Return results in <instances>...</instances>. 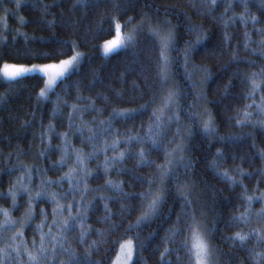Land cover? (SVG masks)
<instances>
[{
	"label": "snow or ice",
	"instance_id": "6c2138e0",
	"mask_svg": "<svg viewBox=\"0 0 264 264\" xmlns=\"http://www.w3.org/2000/svg\"><path fill=\"white\" fill-rule=\"evenodd\" d=\"M13 2L17 12L21 7L28 6L25 0H13ZM108 3H111L113 9L117 10L116 14L105 13L100 17L95 28L90 26L86 30L83 28L85 17H81L79 20L61 18L59 23L54 16L52 19H47L48 16L52 15L49 9L60 7L58 3L44 4L40 2L33 4L32 6L38 7L41 13L36 22L42 26L41 30L47 31L49 35L30 37L27 33L17 29V35L12 37L13 43L11 45L7 43L8 37L5 34L7 32V15L11 10L5 9V15L0 17V23L3 24V30L0 31V81L8 85L9 91H16L15 86L22 84L26 77L42 81V86L34 97L35 105L39 107L46 102L52 103L53 107L49 113L52 119L61 114L62 108L70 109L67 115L68 129L73 131L74 135L78 134L82 142H88L92 147V150L87 153L74 148L68 132H63L56 134L61 143L53 148L50 138L46 139L49 133H55V126L49 123L40 133V151L37 152V156L41 160H46L49 158V153L59 151L61 152L60 159L51 162L47 168L36 163L28 165L24 164L23 161H18L7 169L9 176L15 172H19L20 175L12 181L6 194H0L11 200L10 208H0V217H2L0 219V264H104L103 258H92L95 253L101 251L104 245H109V247L104 248L106 253L115 252V255L111 257L110 264H142L139 254L155 240L159 233L153 229L144 239H140L139 231H136L135 236H128L127 234L134 230L149 227L158 219L161 220V223L171 221L169 227L164 230L163 237H161L162 250L157 248L160 258L159 264H222L223 253L211 242V235L219 229V222L213 221L209 227L206 222L207 212L204 207L201 206L200 211L197 212L199 192L196 181H177L175 187L179 194L180 211L176 212L173 207H169L166 213L163 211L167 199L168 181L177 178V169L183 168L187 172L193 167L192 160L185 156L188 141L193 134L192 127L191 125L183 128L181 126L183 112L181 101L185 100L186 96L172 80L174 74L171 69L177 60H182L185 76L192 82L194 90L197 87L196 82L193 81L196 71L203 73L199 83L207 84L212 78L211 71L205 66L198 68L192 63V57L200 50L207 36L197 31V27L190 26L187 32L190 34L196 32V38L185 41L183 47L180 48L177 46L176 30L168 20L153 24L152 18L145 15L135 25L132 24L134 17H129L122 23L119 17L123 15L126 9L121 7L119 0H75L72 4V10L92 11ZM239 3L244 9L242 13L238 16L227 17V12L233 7V0H228L225 12L220 19L225 29L237 19L247 29L250 21L255 32L261 38L256 41L258 47L252 48V36L246 30L243 35V46L245 50L254 54L258 52L261 59H264V27L255 28V25L259 24L260 21L256 15L248 12V0H239ZM0 4H3V0H0ZM200 4L208 12H214L218 6V0H200ZM261 6L264 7V0H261ZM191 7H197L195 0H193ZM13 14L15 15V13ZM18 22L24 25L26 23L25 17L19 16ZM105 24H107V28L104 27ZM129 25L132 26L129 27ZM57 27L68 29L73 33L83 30L85 36L82 39L71 41L61 39L56 34ZM113 31L114 35H112ZM142 32L150 37L153 42L148 51L156 53L155 61L149 58V64L155 69L153 82L149 84V78L144 77L145 87L152 92L150 101L140 105L139 108H113L109 118L100 120L98 127H91L88 122L84 121V114L88 112L102 114L104 109L96 106L95 99L84 97L81 94L79 82L72 85L76 89L75 100L77 102L70 103L66 95H61L56 91L57 88L64 85L63 91L67 93L69 85L66 82L73 74L79 73L85 53L79 51L78 48L82 42L87 41L88 36L94 40L102 36H112L111 39H104L103 43L96 46L105 57L120 52L125 53L126 56H131L125 72L121 73L120 77L121 82L126 83L124 77L127 74L137 71L143 74L148 71L147 66L138 59L139 45L141 44L139 37ZM17 36L23 38V48L16 46ZM223 39L225 44L230 47L231 36L227 31L224 32ZM33 45H39V47ZM173 52L178 53V55L173 57ZM242 62L249 65L255 64V61L247 58L242 61L238 53L234 51L225 70L231 64ZM29 74L35 75L29 76ZM238 75H240L239 72L233 73V76ZM244 82L248 85V91L244 98L250 103L238 110L236 126L264 129V65L260 66L259 71L244 74ZM103 85L104 81L94 75L88 87L94 89ZM231 86L230 79L225 85V95ZM132 88L133 91H140V86L135 81H133ZM258 93L260 94L259 102L255 99ZM53 95L56 97L55 101L52 100ZM117 95L122 94L117 93ZM9 98L7 94H0V105L7 104ZM96 99L109 102V98L102 93H97ZM201 99H204L205 103H210L207 101L203 90L195 93V101L198 102ZM81 101H86V105L81 106L79 103ZM149 104L152 105V110L147 128L145 129L144 125H141L143 135L140 132L133 133L131 129L122 135L118 129L113 127L115 120L126 122L127 120H134L137 115H142L148 111ZM196 106L194 102L189 105V108ZM250 109H255V112ZM187 115L190 120L199 121L198 127L203 135L211 136L221 144L230 145L242 142L244 135H251L248 133L242 134L240 137L217 136L215 118L206 107L201 112L189 111ZM254 115L260 118L253 120ZM35 116L36 113L33 111V119ZM42 116L43 113H41V120ZM77 120L81 123L76 124L75 121ZM173 124L176 127L172 136H169V130ZM22 127H30V121L23 122ZM85 130L88 132L86 137L84 135ZM121 144L125 145V148L117 153ZM135 145H140L138 151H133ZM252 147H256L255 143ZM109 151L114 154L109 156ZM153 151L162 153L163 163H156L155 160L149 159V155ZM22 154V152H18L17 156ZM101 154L104 155V162L100 167L103 168L105 175L111 170H116L118 174L127 173L133 183L141 185L146 183L147 188L139 192H126L123 181L113 182L111 179L105 181L104 187L113 192L114 196L104 195L99 188H90L89 180L94 175V171L87 167V163ZM257 156L264 162V149H260ZM73 157V163L67 172L55 180L47 177L48 171L65 167L68 160ZM129 158L136 160L137 169L155 167L156 172L145 179L142 175H137L132 169L123 167L117 169V165H122ZM233 158L235 159V157ZM243 159L241 157L242 162ZM224 160V153L218 148L209 166L232 189L239 187L242 190L237 197L240 201V204L236 206L237 210L224 223L226 228L239 230L225 236L224 240L230 242L231 248L241 250L247 248L248 259L251 264H264V250L256 251L254 248H248V242L252 239H255L258 245H264V189L259 187L261 183H264V166L254 172H247L237 166L232 170L234 174H230L228 169H222ZM253 176L257 177V186L249 195L248 188L244 184V178ZM37 177L39 184L36 186V191L33 192L34 178ZM65 182L68 184V188L63 192L51 190L53 185L59 186ZM89 192L99 194L89 199ZM69 196L72 197L71 200L68 199ZM21 197L27 198V207L20 218L14 219L12 213L21 207L19 203ZM133 200L137 203H130ZM41 201L52 206L50 213L45 207H40L37 213L36 206ZM97 201L102 202L103 215L98 216L96 222L106 225V227L94 228L88 223L92 218L91 214L97 211ZM114 201L120 202L118 212H113L110 207ZM256 203L261 205L258 210L254 209ZM241 208L242 210H240ZM137 210H139V215H137L135 222L128 223L124 227V234L127 238L113 241V234L119 232L124 226L125 219ZM173 214L175 215L174 221L172 220ZM37 215L40 217L39 223L33 225ZM116 217H119V220ZM253 220L260 224V227L243 231L242 229L250 225ZM28 228H31L33 233L30 242L25 235ZM93 234L97 238L89 241V237ZM70 237L77 240L80 245H86L83 255L72 247ZM173 256L175 257L174 260L171 258ZM224 264H231V260L225 261Z\"/></svg>",
	"mask_w": 264,
	"mask_h": 264
},
{
	"label": "trees",
	"instance_id": "16d2710c",
	"mask_svg": "<svg viewBox=\"0 0 264 264\" xmlns=\"http://www.w3.org/2000/svg\"><path fill=\"white\" fill-rule=\"evenodd\" d=\"M52 4L58 3L60 7L49 9L52 14L47 19L55 17L57 23L63 19H77L85 17L83 20V28L86 30L88 27L95 28L100 20V17L105 13L110 15L116 14V9H113L111 3L102 6L99 9L88 11L85 9L72 10V4L75 0H25L27 7H21L17 12L13 0H3V4H0V17L5 15V9H10L7 15V32L5 33L8 37L7 43L11 45L13 43L12 37L16 36V30L19 29L21 32L27 33L31 36H48L47 31H43L42 26L36 21L40 17V10L38 7H33V4L37 3ZM121 7L126 9L120 21H126L129 17H134L132 24H137L142 16L148 15L152 18V23L162 22L168 20L176 30L178 47L182 48L185 41L195 40L196 32L188 33L187 29L190 26L197 27V31L205 34L207 39L204 41L200 50L192 57V63L198 68L200 66L207 67L211 73L212 78L207 84H200V78L203 73L196 71L193 76V81L196 82L197 87L194 90L192 82L185 76L184 69L182 67V60H177L174 67L171 69L174 74L172 80L178 85V87L184 92L186 99L182 100L183 112L181 116L182 128L187 125L192 127V137L188 141V149L185 153L186 158H189L193 162V167L187 172L183 168L177 169L174 180L168 181V191L166 193L167 199L163 206V211L166 213L169 207H173L176 212L179 209V194L176 191V183L184 181H196L197 190L199 192V203L197 204V212L200 211V207L203 206L207 212L206 222L209 227L213 221L219 222V229L211 235V242L214 247H217L223 253L222 264L225 261L231 260V264H251L248 259L247 248L241 250L230 247V242L225 241L224 237L231 235L233 232L239 230L237 228H226L224 226L225 221L229 216L237 210L236 206L240 204L237 199L241 193V188L236 187L232 189L223 179H221L216 173L210 168V163L214 159L217 149H221L224 153L225 160L222 164V169L226 168L230 174H234L232 170L234 168L241 167L247 172H254L256 169L264 166L258 156L257 152L260 149H264V129L259 127H244L240 128L236 126V118H238V110L242 109L245 104L250 103L244 96L247 94L248 85L244 82V74L252 71H259L260 66L264 65V59H261L259 53H252L251 51L245 50L243 46V35L247 30L252 36V48H257L258 41L261 37L255 32L253 25L249 21L247 29L245 25L239 22L237 19L235 22L230 24L225 29L224 24L220 17L225 12V7L228 0H218V6L214 12H208L200 4V0H195L197 7H191L193 0H119ZM244 11L243 7L239 3V0H233V7L227 12V17L233 15H239ZM248 12L254 14L259 19L260 23L255 25V28L264 27V7L261 6V0H248ZM15 13V15L13 14ZM24 16L26 23L21 25L18 22L19 16ZM132 25H129L131 27ZM107 28V24L104 25ZM3 30V24L0 23V31ZM127 31V29H125ZM146 31V30H145ZM231 36L229 47L225 44L223 36L224 32ZM56 34L58 38L74 40L82 39L85 36V32L82 30L78 33H73L68 29H61L57 27ZM114 31L112 35H114ZM112 36H102L99 39H92L91 36L87 37L86 42H82L78 48L79 51L85 53L82 66L78 74H73L70 79L66 82L69 85L67 93L63 91L64 85L57 88V92L61 95H66L70 103L77 102L76 89L72 87L73 84L79 82L80 92L84 97L92 98L96 100V106L104 109L102 114L95 112H88L84 114V121L96 128L99 126L98 122L103 119H107L110 116L113 108L116 109H132L139 108L140 105L146 104L150 101L152 92L145 87L144 77L147 76L148 83L151 84L155 78V69L149 64V58L153 61L156 59V53L150 52L148 49L152 47V40L146 36L144 32L141 33L139 39L141 44L139 45L138 59L141 63L147 66L148 71L141 74L139 71L135 73L127 74L124 79L126 83L121 82V73L125 72L131 56H126L125 53L120 52L119 54H112L109 57H105L101 50L96 46L103 43L104 39H111ZM17 47L23 48L24 40L22 37L17 36L15 41ZM239 45V47H237ZM39 47V45H33ZM237 52L243 61L244 58L255 61L254 65H249L246 62L239 64H231L230 67H225L230 63L232 52ZM71 53L69 52V55ZM178 53L173 52L172 56L176 57ZM12 62V61H10ZM24 62V61H19ZM234 72H239L240 75L233 76ZM35 74H29L32 76ZM97 76L104 81L102 87L98 86L94 89H89L88 84L93 79V76ZM231 79L232 86L227 90L225 95V85L228 84ZM135 81L140 86V91H133L132 84ZM42 86V81H36L33 79L25 78L20 85H16V91H9L8 85L0 81V94H7L10 98L8 103L0 105V194H6L11 186V183L19 172L13 173L11 176L7 174V169L12 165H15L18 161H23L24 164L37 165L47 168L53 161H58L61 157V152L53 151L49 153V158L41 160L37 156V152L40 151V133L44 131L49 123L55 126V133H49L46 139L50 138V142L55 148L61 143V140L56 135L57 133L68 132L69 139L74 148L81 149L85 153L92 150L91 144L88 142H82L81 137L78 134L68 129L67 115L70 109L62 108L61 114L55 119H52L49 115L53 107L52 103L46 102L41 106L35 105L34 97L38 93L39 88ZM203 90L207 101L204 99L195 101V93ZM102 93L109 98V102H105L100 99H96V94ZM117 93L122 95L118 96ZM55 95L52 96V100L55 101ZM256 101H260V94L258 93L255 97ZM196 103V107L189 108L190 104ZM81 106L86 105V101L79 102ZM208 108L215 118V127L217 130V136H234L240 137L242 134L251 133V135H244L242 142L235 144H221L211 136H205L198 127L199 121L190 120L187 113L201 112L203 108ZM152 105L149 104L148 111L142 115H137L134 120L113 121V127L118 129L123 135L128 132L129 129L133 133L140 132L143 135L144 128H147L149 122V116L151 114ZM255 112V109H250ZM35 111V119L32 117V112ZM41 113H43L41 120ZM95 117V119H93ZM260 117L254 115L253 120L259 119ZM30 121V127H22L23 122ZM76 124H80L79 120L75 121ZM176 125L173 124L169 130V136L175 130ZM85 137L88 135L87 130L84 133ZM255 143V148L252 147ZM140 145H135L133 151H138ZM171 147V145H169ZM125 145L117 149L123 151ZM18 152H22V155L17 156ZM114 153L109 151L108 155L112 156ZM235 157V159L233 158ZM243 157V162L241 160ZM73 158L68 160L65 167L55 170L48 171L47 177L50 179H57L64 172L68 171V168L73 163ZM149 159H153L156 163H163L162 153L155 151L151 152ZM104 162V155H99L96 159L90 160L87 163V167L94 171V175L89 180V187L92 189H100V192L107 196H114L113 192L108 191L104 187L105 181L111 179L113 182H124V190L126 192H139L144 188H147V184H135L132 182L130 176L127 173L118 174L116 170H111L107 175L104 174L103 168L100 167ZM117 169L123 167L126 169H132L137 175H142L147 179L149 176L156 172L155 167L152 168H136V160L134 158L126 159L122 165H117ZM39 184V178H34L33 192L36 191V186ZM244 184L248 188V194H252V190L257 186V177L244 178ZM261 189H264V183L259 185ZM68 188V184L65 182L63 185H53L52 189L56 192H63ZM97 192H89L88 198L98 195ZM26 197H21L19 203L21 207L12 213L13 218H20L27 207ZM72 199L71 196L68 198ZM79 199V196H77ZM67 203V201H64ZM130 203H137L133 200ZM11 200L0 195V208H10ZM40 207H45L51 212V205L41 201L36 206L37 213ZM110 207L113 212H118L120 207L119 201H114ZM261 207L259 203L254 205V209L258 210ZM242 210V208L240 209ZM92 218L88 221L89 224L93 225L94 228L106 227L96 222L98 216L103 215L102 202L97 201V211L91 214ZM139 215V210L134 212L131 216H128L124 221V226L117 233L113 234V241L127 238L124 234V227L128 223H134L135 219ZM2 219V217H0ZM51 219V216H49ZM119 220V217H116ZM40 217L37 215V219L33 221V225L39 223ZM172 220H175V215H172ZM169 223H161L158 219L153 222L149 227H145L141 230H134L128 233V236H135L136 231L140 233V239L148 237L149 232L156 229L159 235L155 240L139 255L141 257L142 264H159V251L163 248L161 243V237L164 235V230L169 227ZM260 227L255 220L244 227L243 231H249L250 228ZM7 235V234H6ZM26 238L30 242L32 239V229L26 230ZM38 238V237H37ZM97 237L93 234L89 237V241L96 239ZM70 242L72 247L81 255L84 253L86 245H80L77 240L71 239ZM111 243V242H110ZM109 245H104L101 251L93 255V259L103 258L104 264H110L111 257L115 255L114 251L105 252L104 248ZM248 248H254L256 251L264 250V245H258L255 239L248 242ZM174 260V256L171 257ZM66 259V257H64Z\"/></svg>",
	"mask_w": 264,
	"mask_h": 264
}]
</instances>
